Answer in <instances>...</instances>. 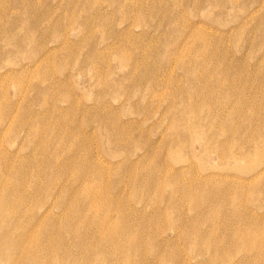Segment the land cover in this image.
I'll return each instance as SVG.
<instances>
[{
    "label": "rangeland",
    "instance_id": "1",
    "mask_svg": "<svg viewBox=\"0 0 264 264\" xmlns=\"http://www.w3.org/2000/svg\"><path fill=\"white\" fill-rule=\"evenodd\" d=\"M0 264H264V0H0Z\"/></svg>",
    "mask_w": 264,
    "mask_h": 264
}]
</instances>
